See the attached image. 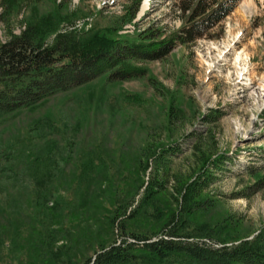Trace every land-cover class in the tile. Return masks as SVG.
<instances>
[{
    "label": "rangeland",
    "instance_id": "374dc122",
    "mask_svg": "<svg viewBox=\"0 0 264 264\" xmlns=\"http://www.w3.org/2000/svg\"><path fill=\"white\" fill-rule=\"evenodd\" d=\"M67 1L69 10L80 9L83 13L74 25H64L62 31L91 28L100 9L103 10L100 23L105 25L108 18L122 15L128 4V0ZM180 5V0H145L135 20L137 27L145 29L155 23L167 31L179 28L182 24ZM41 7L39 5L40 11ZM23 15H19V20ZM137 27L128 24L122 32H134ZM16 31L20 32V26ZM213 32L220 36L203 37L189 46L179 45L164 59L142 63L147 68L142 78L123 82L98 78L39 107L35 113L26 112L1 125L0 150L22 144L21 148H29L20 156L23 161L28 157L26 154L31 156L34 150L49 145L53 160L63 162L69 158L73 167L81 153L91 150L102 152L115 172L112 183L102 180V184L89 193L88 207L80 205L84 188L77 181L68 183L69 179L66 189L53 186L48 190L54 192L49 200L52 206L44 203L42 207L39 204L35 207L30 202L31 213L37 214L35 219H29L30 225L36 219H63L52 221V228L62 231L61 238L52 245L61 256L82 257L83 253L94 256L93 244L97 238L121 242L120 225L117 222V226L108 228L105 213L111 211L103 207L118 208L126 199L131 204L119 221L124 220L129 230L147 234L164 235V226L169 225L170 230L173 215H177L178 224L186 219L185 227L192 230L206 228L204 231L222 238L241 235L239 241L253 238L264 229V185L246 173L251 166L264 168V0H240ZM235 34L242 37L238 50L245 49L251 62V76L255 81L248 86L243 80H237L231 63L223 65L221 72H209L203 60V56L215 59L217 52L208 49L211 44ZM0 39H8L1 22ZM228 72L232 74L227 76ZM129 93L141 101L127 97ZM175 106L184 115L172 121L170 113ZM213 114L215 121L207 122L206 117ZM162 144H173L174 151L162 161L153 159L154 150ZM195 145L200 146L205 156L211 151L214 154L228 152L231 159L226 167L215 172L198 197L206 202L202 210L190 215L182 212L183 196L187 185L200 173L203 161V153L197 151ZM2 157V161L8 160L5 155ZM142 160L149 161L146 171L139 166ZM76 169L77 166L74 168L77 175L80 169ZM150 181H157L164 189L148 201L153 195L147 196ZM26 185L36 187L31 180ZM58 202L63 208L62 217L52 214L53 204ZM133 214L137 216L130 219ZM20 222L27 223L18 220L14 237L0 247V264H39L42 251L38 233L25 229ZM73 236H76L74 240ZM89 236L92 239L87 241ZM203 237L196 240L215 248L223 246L206 234Z\"/></svg>",
    "mask_w": 264,
    "mask_h": 264
},
{
    "label": "trees",
    "instance_id": "16d2710c",
    "mask_svg": "<svg viewBox=\"0 0 264 264\" xmlns=\"http://www.w3.org/2000/svg\"><path fill=\"white\" fill-rule=\"evenodd\" d=\"M180 1L182 24L171 31L155 23L145 29L137 27L135 20L143 0H128L123 14L108 18L105 25L100 23L103 18L99 17L103 14L100 9L91 28L62 31L64 25H74L79 14L83 13L80 9L69 10L70 2L67 0H0V22L8 37L4 41L0 39V127L26 112L35 113L39 107L98 78L104 77L107 82H123L144 77L147 68L142 63L164 59L179 45L189 46L203 37L220 36L213 31L240 0ZM39 5L42 6L41 11ZM46 5L49 8L43 9ZM22 13L23 18L19 20ZM132 23L137 27L134 32H122L126 25ZM18 26L19 33L16 31ZM128 96L141 101L130 93ZM183 115L181 109L176 107L171 110L170 119L174 121ZM206 119L209 123L214 122V114ZM21 146L14 144L0 150V247L6 246V240L14 237L15 223L25 220V224L20 222L25 229H34L38 233L42 251L39 253V264H264V229L253 238H241L239 241L237 239L241 235L222 238L219 234L204 231L206 228L192 230L185 227L186 219L178 224L177 215H173L170 230L169 225L164 226V235L157 236L155 232L147 234L129 230L124 220L119 221L131 204L127 199L122 200L118 208L113 209L109 205L103 207L111 211L105 213L108 228L117 226V222L120 225L121 242L118 239L107 242L104 238H97L93 244L96 247L94 256L83 253V258L77 254L63 257L52 246L53 241L61 238L59 235L62 234L60 229L52 228L53 223L63 221L55 216H64L61 202L52 207L56 221L36 219L31 225L29 219H35L37 214L31 213L30 205L33 203L35 207L37 204L42 207L46 203L52 206L49 200L54 197V192L48 190L53 186L65 188L69 179L68 183L77 181L84 188L80 205L87 206L91 200L89 193L96 190L102 180L112 183L115 172L107 157L99 151L85 150L76 165L70 167L69 158L63 162L53 160L49 145L34 150L31 154L33 158L26 154L28 157L23 161L20 156L29 148L23 149ZM172 146H158L151 154L153 159L162 161L174 151ZM195 148L203 153V161L200 173L187 185L183 196L185 205L182 212L187 211L190 215L202 210L206 202L198 197L212 181L215 172L226 167L231 159L228 152L214 154L211 151L205 156L200 146L195 145ZM4 155L8 160L2 161ZM142 162L139 164L141 170H148L149 161ZM76 166V170L80 169L77 175L74 174ZM72 169L73 173H70ZM263 170L261 166H251L246 173L256 178L262 186ZM29 180L39 188L27 186ZM163 189L157 181H150L146 187L147 196L150 193L153 195L147 200H152ZM136 216L133 214L130 219ZM204 234L223 246L215 248L196 240L204 238ZM215 235L218 238H213ZM75 238L73 236V240ZM91 239L89 236L87 241ZM230 242L233 244L228 245Z\"/></svg>",
    "mask_w": 264,
    "mask_h": 264
},
{
    "label": "bare ground",
    "instance_id": "6f19581e",
    "mask_svg": "<svg viewBox=\"0 0 264 264\" xmlns=\"http://www.w3.org/2000/svg\"><path fill=\"white\" fill-rule=\"evenodd\" d=\"M227 37V39L215 42L208 47V49H210L211 51L215 50L217 52V55L215 59H211V56H203V60L207 65V70L209 72H221V67L223 65H228L231 63L236 69L235 74L237 80H243V84L245 86H248V84L251 85L255 80L253 81L254 77L251 76L253 75V72L250 58L245 52V49L238 50L237 48V44L242 41V37L239 34L230 35ZM231 54L234 55L232 56L233 59L230 58ZM230 73L231 72H228L227 76H229ZM263 90L264 88L262 89V91ZM262 94L264 96V93Z\"/></svg>",
    "mask_w": 264,
    "mask_h": 264
}]
</instances>
